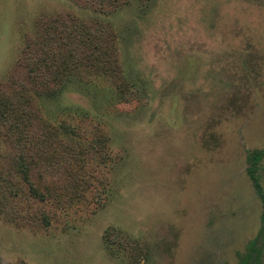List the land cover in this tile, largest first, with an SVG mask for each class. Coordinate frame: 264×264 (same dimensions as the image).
<instances>
[{"label":"rangeland","instance_id":"1","mask_svg":"<svg viewBox=\"0 0 264 264\" xmlns=\"http://www.w3.org/2000/svg\"><path fill=\"white\" fill-rule=\"evenodd\" d=\"M257 151L264 0H0V264H264Z\"/></svg>","mask_w":264,"mask_h":264},{"label":"trees","instance_id":"2","mask_svg":"<svg viewBox=\"0 0 264 264\" xmlns=\"http://www.w3.org/2000/svg\"><path fill=\"white\" fill-rule=\"evenodd\" d=\"M113 38L114 36L111 35L110 32L108 31L103 32L98 30L95 31V34L91 35V37L88 39L86 50L83 52L84 54L81 56V58L84 61V64L82 63V66L84 71L87 72V74H97V71L101 69L98 75L102 73L103 75L111 76L108 73L109 72L114 73V71L118 69V66L116 65V59L114 58L113 55V46H114ZM81 43L84 46V40H82ZM69 73L70 70L67 73V77L69 76L68 75ZM61 82L62 80H60L59 83ZM121 91H123V89ZM263 157H264V151L254 152L248 157L249 167L247 168V173L251 178V180L255 183L257 182L255 176L257 165ZM20 166L22 169L23 165L20 164ZM255 187L259 188L257 183L255 184ZM31 190L33 196H37L39 198L41 197L40 194H38L37 191L34 190V188L31 187ZM258 192H259V197L262 201V206H263L262 219L264 220V193L262 191H258ZM253 244L254 243L249 244L251 248V250L249 251V253H251L250 256L248 255L247 259H244L241 264H259V251L255 248Z\"/></svg>","mask_w":264,"mask_h":264},{"label":"flooded vegetation","instance_id":"3","mask_svg":"<svg viewBox=\"0 0 264 264\" xmlns=\"http://www.w3.org/2000/svg\"><path fill=\"white\" fill-rule=\"evenodd\" d=\"M249 167V166H248ZM249 176V175H248ZM250 178V177H249ZM251 179V178H250ZM252 181V180H251ZM253 182V181H252ZM253 183H255V182H253ZM258 187H259V185H258ZM258 191H262L260 188H258ZM257 191V192H258ZM258 196H259V192H258ZM260 198V197H259ZM261 200V199H260ZM262 202V201H261ZM263 207V206H262ZM251 243H254V242H251ZM254 246H255V244H253ZM249 247H250V245H249ZM251 250V248L249 249V251ZM249 251L245 254V256L241 259V263H242V261L244 260V259H247V256L249 255L250 256V254L251 253H249ZM259 251V250H258ZM255 256V255H254Z\"/></svg>","mask_w":264,"mask_h":264}]
</instances>
